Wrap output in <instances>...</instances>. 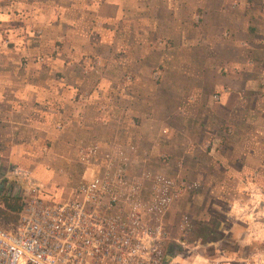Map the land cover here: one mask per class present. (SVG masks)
<instances>
[{
	"label": "crops",
	"instance_id": "crops-1",
	"mask_svg": "<svg viewBox=\"0 0 264 264\" xmlns=\"http://www.w3.org/2000/svg\"><path fill=\"white\" fill-rule=\"evenodd\" d=\"M132 2L96 1L90 7L95 20L90 26V22L84 21L73 25L66 20L64 13L62 17H51L42 6H34L25 0H0L1 167L14 166L12 170L19 169L41 184L59 190L60 185L70 186L76 179L73 173L77 172V165L74 167L71 164L67 154L79 151L82 155L86 149L79 145L84 140H99L101 154L120 151L123 147L127 152L125 157L135 161L144 150L146 140L152 144L163 139L172 142L176 133L180 143L175 146L183 149L184 158H189L194 156V149L198 147L208 149L222 139L227 143L230 139L222 136L228 134V127L233 125L234 130H240L242 125L250 123L245 117V109L250 107L249 103L256 94L254 91L259 90L249 79L251 66L243 64L250 60L244 61L241 51L247 43L237 37L243 30L240 25L246 24L241 17L229 22L227 35L205 36L194 42L203 45V61L197 68H193V50L189 55L177 53L178 61L173 58L174 48H181L184 44L179 40V46L175 40L176 45L169 53L171 57L168 59V55L163 54L164 59L157 62L159 68L154 72L159 75V80L155 81L151 100L142 104L134 99L137 110H132L135 107L130 102L132 88L125 83L121 85L122 103L119 104L125 114L118 119L108 110L106 118L100 120L101 108H113L114 102L109 97L113 93V83L104 81L108 71L104 70V65L100 66L102 60L97 55L104 42V30L98 31L95 25H110L127 17V6ZM169 5L172 10V1ZM227 6L221 7V11L227 10ZM200 8L203 22L209 23V15L217 18L216 11H211L207 4ZM244 13L248 18L247 12ZM218 19L223 20L221 16ZM82 27L89 30L82 34L83 30L78 29ZM52 46H56L55 51L51 50ZM219 47L231 50L234 55L222 57L217 50ZM189 49L191 47L187 46V53ZM89 55L94 59L87 57ZM190 68L194 72L189 73ZM101 77L105 79L100 80ZM252 93L253 96L250 95ZM257 151L255 148L245 153L244 163L250 160L248 157L254 158ZM202 154L206 156V153ZM167 159L182 165L177 157ZM102 160L97 157L91 168L97 170L100 167L98 161L103 164ZM66 162L69 164L64 167ZM129 163L133 171L134 165L131 161ZM191 167L192 173L199 168L197 165ZM89 169L87 164L81 165L77 183L83 175L91 173ZM177 169L180 170L179 165ZM222 169L227 171L226 165ZM77 185L68 197L63 193L60 196L72 197ZM217 186L230 185L224 181ZM244 186L254 189L264 187L253 181L244 183ZM221 231L226 235L230 230ZM248 232L250 238L264 240V228L256 232L249 228ZM224 257L231 258L227 254Z\"/></svg>",
	"mask_w": 264,
	"mask_h": 264
},
{
	"label": "rangeland",
	"instance_id": "rangeland-1",
	"mask_svg": "<svg viewBox=\"0 0 264 264\" xmlns=\"http://www.w3.org/2000/svg\"><path fill=\"white\" fill-rule=\"evenodd\" d=\"M25 1L33 3L34 6H42L51 17H62L64 13L66 20L73 25L84 21L90 22V26H93L91 22L95 20L90 13V7L99 0ZM170 1L173 3L172 10L169 9ZM205 4L211 11H216L217 18L209 15V23L203 22L202 18L200 6ZM225 4L228 5L227 10L221 11ZM127 9V17L111 22L110 25L108 23L95 25L98 31L104 30L102 31L104 42L97 51L102 60L100 66L104 65V70L108 71L104 81L113 83V93H110L109 97L114 102V107L101 108L99 112L101 121L106 118L108 110L110 115H117L118 119L125 114L119 105L121 85L125 83L132 88L130 102L135 106L132 110H137V104L133 103L134 99L142 104L151 100L155 81L159 80V75H155L154 72L159 68L157 62L160 63L164 59L163 54H167L168 59L171 57L169 53L175 47L176 41L179 46V40L184 44L181 48H174L173 58L178 61L177 53L189 55L193 50L192 60L195 62L193 68H197L203 61L201 56L203 45L194 42L205 36L227 35L230 23L235 17H241V21L246 22L240 25L244 31L238 33L237 37L247 43L241 47V51L244 61H250L243 64L251 66L249 79L255 82L259 90L254 91L255 97L249 103L248 110L245 109V117L250 123L242 125L240 130H234L233 125L228 127V134L222 136L224 139H230L227 143L222 139L218 140L215 146L208 147L209 150L198 147L194 149V156L189 158H184L183 149L175 146L180 143L179 134L175 133L172 142L163 139L157 144H152L146 140L143 143L144 150L139 153L138 158L135 161L129 160L134 165L132 171L129 163V171L139 177L142 183L146 225L159 230L155 235L158 238L156 245L160 258L158 264H264V240L253 239L247 235L249 228L254 232L264 228V187L254 189L244 186V183L248 184L251 181L264 185V0H133ZM244 12H247L248 18H245ZM219 16L223 20H219ZM78 29L83 30L80 32L82 34L89 30L83 27ZM129 41L132 43L128 44ZM187 46L191 47L188 53ZM52 48V51L56 50V46ZM217 50L222 57L234 55L231 50L224 47ZM87 57L94 59L91 55ZM188 72L192 73L194 70L190 68ZM101 78L99 79H105ZM79 146L85 149L99 146L102 150L101 142L96 139L84 140ZM255 148L258 150L256 156L248 157L250 160L244 163L243 155ZM123 149L122 147L120 151L114 153L126 154ZM239 151L241 153L238 157ZM203 152L206 153L204 157ZM67 157L74 167L77 165V172L73 173V177L76 178L73 179V183L70 186L60 185L59 190L44 185V191L56 195L57 200H61L62 193L65 197L69 196L73 187L78 184L81 165L87 164L79 151L67 154ZM97 157L103 159L104 164V154ZM167 157H177L182 161V165L168 160ZM95 159L96 157L91 158V162L94 163ZM68 164L66 162L63 166L67 167ZM103 164L98 161L99 168ZM178 165L180 170L177 169ZM196 165L199 167L198 170L190 172L191 166ZM224 165L227 171L222 169ZM202 166L205 168L203 171ZM13 167L0 165V178L6 175L13 177L11 172ZM151 171L153 174L160 173L172 178L176 184V188L168 193L167 205L158 215L150 211L153 182L147 177V173ZM224 181H228L230 186H217ZM13 183L9 187L0 184V197L20 195L22 187ZM228 229L230 231L223 235L221 230ZM224 254L231 257V260L223 259ZM228 260L231 262H226Z\"/></svg>",
	"mask_w": 264,
	"mask_h": 264
},
{
	"label": "built area",
	"instance_id": "built-area-1",
	"mask_svg": "<svg viewBox=\"0 0 264 264\" xmlns=\"http://www.w3.org/2000/svg\"><path fill=\"white\" fill-rule=\"evenodd\" d=\"M100 154L99 146L83 151L91 173L83 175L72 197L61 200L19 169L0 178L5 187H22L23 203L17 224L0 226V264L159 263V230L146 225L140 178L130 173L123 152L106 151L104 164L94 170L91 158ZM147 177L153 182L150 211L158 215L176 184L152 171Z\"/></svg>",
	"mask_w": 264,
	"mask_h": 264
},
{
	"label": "trees",
	"instance_id": "trees-1",
	"mask_svg": "<svg viewBox=\"0 0 264 264\" xmlns=\"http://www.w3.org/2000/svg\"><path fill=\"white\" fill-rule=\"evenodd\" d=\"M0 226L9 228L17 224L19 214L23 208L22 200L17 196L4 195L0 197Z\"/></svg>",
	"mask_w": 264,
	"mask_h": 264
}]
</instances>
